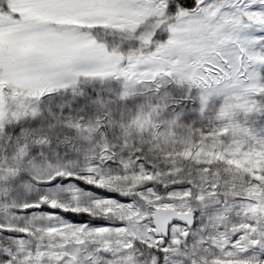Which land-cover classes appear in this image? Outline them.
<instances>
[{"label": "snow or ice", "instance_id": "obj_1", "mask_svg": "<svg viewBox=\"0 0 264 264\" xmlns=\"http://www.w3.org/2000/svg\"><path fill=\"white\" fill-rule=\"evenodd\" d=\"M0 264H264V0H0Z\"/></svg>", "mask_w": 264, "mask_h": 264}]
</instances>
